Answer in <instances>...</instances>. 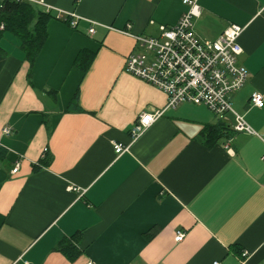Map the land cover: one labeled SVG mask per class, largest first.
Segmentation results:
<instances>
[{
  "label": "crops",
  "instance_id": "obj_1",
  "mask_svg": "<svg viewBox=\"0 0 264 264\" xmlns=\"http://www.w3.org/2000/svg\"><path fill=\"white\" fill-rule=\"evenodd\" d=\"M37 1L54 8L39 56L9 33L0 42V264H264V107L251 104L264 96V0H197L194 20L204 41L245 28L238 64L249 78L230 102L254 134L236 131L232 113L167 109L163 91L126 71L132 54L153 56L134 36L160 37L183 0ZM212 126L225 135L208 146Z\"/></svg>",
  "mask_w": 264,
  "mask_h": 264
},
{
  "label": "built area",
  "instance_id": "obj_2",
  "mask_svg": "<svg viewBox=\"0 0 264 264\" xmlns=\"http://www.w3.org/2000/svg\"><path fill=\"white\" fill-rule=\"evenodd\" d=\"M17 1L32 2L41 6L45 13L54 10L43 1ZM183 4L188 10L176 25H162L160 37L134 36L139 47L153 56L141 52L132 54L126 62V71L163 91L168 96L167 109H176L186 103L204 106L221 120L232 113L236 117V131L254 134V130L233 110L230 102V96L242 90L249 78L247 69L238 64V58L243 53L240 39L245 28L234 24L215 41L201 40L194 30V20L201 16V7L197 0H183ZM60 14L64 15V12ZM67 17L73 28L81 20L75 14H67ZM89 32L93 34L94 29L91 28ZM251 104L263 108L264 96L252 94ZM163 114L161 110L142 114L131 131L132 142L137 141ZM4 132L9 134L10 130ZM114 148L120 156L130 147L117 144ZM18 170L19 166H16L13 173L17 174ZM185 237V232L179 231L175 241L182 242ZM247 256L248 253L244 252L243 258Z\"/></svg>",
  "mask_w": 264,
  "mask_h": 264
},
{
  "label": "trees",
  "instance_id": "obj_3",
  "mask_svg": "<svg viewBox=\"0 0 264 264\" xmlns=\"http://www.w3.org/2000/svg\"><path fill=\"white\" fill-rule=\"evenodd\" d=\"M51 18L50 13L37 11L30 2L2 0L0 1V42L6 33L15 36L21 42V48L26 53L27 58L33 62L45 45L47 25ZM2 26L3 28H1ZM87 68L86 66L85 69ZM224 135L222 127L212 126L203 131L201 139L206 145L212 146L218 143ZM60 249L70 259L74 258L76 252L73 245L61 242ZM243 253L240 249L235 254L242 258Z\"/></svg>",
  "mask_w": 264,
  "mask_h": 264
}]
</instances>
